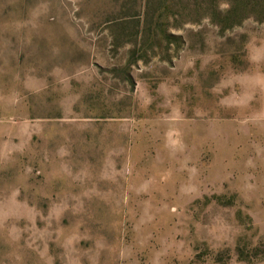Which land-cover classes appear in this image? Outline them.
<instances>
[{
	"label": "rangeland",
	"instance_id": "rangeland-1",
	"mask_svg": "<svg viewBox=\"0 0 264 264\" xmlns=\"http://www.w3.org/2000/svg\"><path fill=\"white\" fill-rule=\"evenodd\" d=\"M0 264H264V0H0Z\"/></svg>",
	"mask_w": 264,
	"mask_h": 264
}]
</instances>
